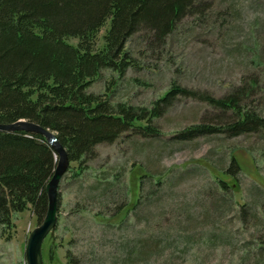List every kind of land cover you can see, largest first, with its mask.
<instances>
[{
    "label": "rangeland",
    "instance_id": "obj_1",
    "mask_svg": "<svg viewBox=\"0 0 264 264\" xmlns=\"http://www.w3.org/2000/svg\"><path fill=\"white\" fill-rule=\"evenodd\" d=\"M207 1L160 48L131 37L138 67L125 78L103 69L88 90L104 94L114 81L115 102L151 109L172 82L214 98L244 87L241 105L264 117V0ZM231 120L230 111L178 94L152 120L159 136L98 144L82 173L59 184L44 264H69L67 255L76 264H264V128L176 139L191 125ZM41 221L31 210L12 213L0 226V264H26L27 237Z\"/></svg>",
    "mask_w": 264,
    "mask_h": 264
},
{
    "label": "trees",
    "instance_id": "obj_2",
    "mask_svg": "<svg viewBox=\"0 0 264 264\" xmlns=\"http://www.w3.org/2000/svg\"><path fill=\"white\" fill-rule=\"evenodd\" d=\"M207 2L0 0V123L24 119L54 132L69 160L63 178L68 173L79 176L98 144L112 143L125 133L159 136L152 120L178 94L230 111L233 119L219 126L191 125L176 135L178 140L264 128L260 112L241 105L248 93L244 87L214 98L172 82L151 109L115 102L114 81L104 94L88 90L103 69L125 78L129 69L138 67L135 48L127 47L131 37L141 35L148 50L160 48L181 19L203 14ZM107 22L103 45L97 49V34ZM55 165V152L43 135L0 131V226L10 223L13 212L31 210L38 220L44 218L45 187ZM233 165L238 164L231 154ZM219 183L226 186L223 180ZM66 258L76 264L69 255Z\"/></svg>",
    "mask_w": 264,
    "mask_h": 264
},
{
    "label": "water",
    "instance_id": "obj_3",
    "mask_svg": "<svg viewBox=\"0 0 264 264\" xmlns=\"http://www.w3.org/2000/svg\"><path fill=\"white\" fill-rule=\"evenodd\" d=\"M0 131L38 133L45 137L55 152L56 165L50 180L47 182L45 191L47 195V210L42 221L34 227L26 240L24 258L26 264H44L42 257V244L47 236L53 242L54 230L57 226L58 210V187L67 170L69 160L65 148L59 143L54 132L41 125L19 119L11 123H0Z\"/></svg>",
    "mask_w": 264,
    "mask_h": 264
},
{
    "label": "bare ground",
    "instance_id": "obj_4",
    "mask_svg": "<svg viewBox=\"0 0 264 264\" xmlns=\"http://www.w3.org/2000/svg\"><path fill=\"white\" fill-rule=\"evenodd\" d=\"M42 257H43V253H42ZM44 261V260H43Z\"/></svg>",
    "mask_w": 264,
    "mask_h": 264
}]
</instances>
